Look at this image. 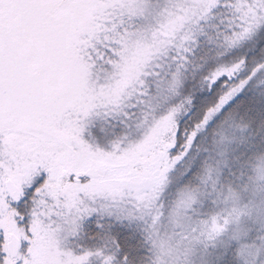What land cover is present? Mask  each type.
<instances>
[{"label":"trees","instance_id":"trees-1","mask_svg":"<svg viewBox=\"0 0 264 264\" xmlns=\"http://www.w3.org/2000/svg\"><path fill=\"white\" fill-rule=\"evenodd\" d=\"M193 2H178V8L182 4L193 11L191 18L174 38L158 45L118 102L92 115L91 133L81 140L135 171L133 159L150 161L147 168L158 161L154 150L174 129V147L161 163L164 171H156L164 179L147 198L86 199L95 215L80 224L74 238L69 223L76 211L55 214L50 231L60 251L79 252L82 246L104 253L94 255L90 264H102L104 257H111V264H264V71L223 111L202 122L217 97L264 63V0ZM131 3L144 10L123 27H133L147 39L159 22L155 8L171 6V0ZM238 63L234 76L213 90L214 73ZM104 68L103 61L96 63L93 74ZM160 77L166 78L163 98L142 94ZM168 101L172 103L165 106ZM170 120L174 128L164 138L155 130ZM148 142L155 160L125 155Z\"/></svg>","mask_w":264,"mask_h":264},{"label":"snow or ice","instance_id":"snow-or-ice-1","mask_svg":"<svg viewBox=\"0 0 264 264\" xmlns=\"http://www.w3.org/2000/svg\"><path fill=\"white\" fill-rule=\"evenodd\" d=\"M140 14L141 7L129 0H0V208L7 205L5 211L14 210L12 219L24 233L13 248L8 245L6 230L0 227V264H27L32 222L37 209H43L42 199L53 205L52 215L46 219H57L55 203L44 194L46 186L55 183L51 156L76 149L73 136L86 140L91 133L89 122L97 110V99L118 86L115 82L120 77L113 73H122L130 54L134 55L128 45L137 37L147 39L139 32L131 33L129 39V29L123 27L125 20L132 21ZM122 48H126L124 53ZM101 61L109 73L103 81L93 74ZM239 67L238 63L216 71L212 89ZM262 71L264 63L255 65L247 78L217 97L202 122L223 111ZM166 91V78L160 77L142 94L163 98ZM10 176L17 178L18 189L5 184ZM76 178L89 179L70 172L61 182L71 183ZM29 203L32 207L26 211ZM93 215L89 208L73 213L69 223L73 238L80 224ZM72 252L86 258L79 264H90L94 255L104 256L100 250L93 253L82 246L81 251ZM111 259L104 257L102 264H111Z\"/></svg>","mask_w":264,"mask_h":264},{"label":"rangeland","instance_id":"rangeland-1","mask_svg":"<svg viewBox=\"0 0 264 264\" xmlns=\"http://www.w3.org/2000/svg\"><path fill=\"white\" fill-rule=\"evenodd\" d=\"M182 1L184 0H171L170 8L166 7L161 9V11L155 8V12H159L157 17L159 22L156 24L157 27L149 34L148 39L137 37L128 45V47L133 49L134 55L130 54V59L122 70V73H113L114 76L120 77V79L115 82L119 87L114 86L111 91L102 93L101 97L96 101L97 110L95 113L99 111L104 112L118 102V100L122 98L123 92L137 82V79L141 76L150 57L157 51L158 45H160L161 42L174 38L178 32H180L183 25L191 18V13L193 14V11H189L188 8L184 9L182 4L180 8L177 7L178 2ZM203 1L204 0H194L193 3L194 5H199V2ZM129 3H131V0H129ZM140 7L142 13L144 10L143 5H140ZM198 9V6H194L195 11ZM127 28L131 33L138 32L133 27ZM131 33H129V39H131ZM121 39H123V37H121ZM125 51L126 48L121 49L122 53ZM234 72L235 71H233L232 76H234ZM99 75H103L102 79ZM232 76L228 79H231ZM95 77L101 81L109 78L108 70L104 68L103 73L100 71L95 74ZM225 85L226 84H223L222 87ZM171 127L174 128V121L172 120L163 124L158 130L156 128L155 131L163 132L165 138L168 135H166V130L172 129ZM173 131L167 136L168 139L166 138V141L154 150L158 161H151L152 165L147 168V163L150 161L144 164L138 162L139 159H133L134 161H132V164H136L135 171H131L134 167L133 165L128 167V169L123 168V165H121L123 159L120 161L117 158H113V155L109 156L100 150L98 152L95 148L82 143L79 135L73 136L76 149L69 148L51 156V166L53 168V175L55 176V183L47 185L44 194L49 196L53 203H55V214L58 215L61 211L67 212L66 210L78 211L80 208H86V199L92 197L111 199L124 197L126 199L135 200H139L140 198L143 199L144 197L147 198L151 191L156 187L158 188L160 181L164 179L162 178L163 172L156 174V171L159 168H162V171H164V166L161 163L168 159L169 156L167 155L174 147L175 131ZM151 141L152 139L149 140V142ZM149 142L141 147L148 152L145 151L144 154H142L139 153L142 149L138 150L136 148L135 150H130L129 153L125 155L132 156L139 154L143 159L155 160L151 157L152 154L150 155L152 149H150L151 143ZM91 161L95 162V168L99 173L98 178H89L88 181L86 180L87 182H82L83 180L81 178H76L78 182L74 180L71 183H68L66 180L61 182V177L70 172L78 173L79 177H82V173L89 168V163ZM105 169L106 172L104 173ZM8 180H11L18 187L17 178L15 176H10ZM2 203L3 202L0 201V205H2ZM40 203L43 204V209H37L35 213L36 218L32 222L33 235L31 247L28 250L29 257L27 259V264H79L82 259H86L74 256L71 252L67 253L59 250L56 238L53 237L50 231L51 222L46 219L48 216L52 215L53 205L51 203H46L43 199ZM31 207L29 203L26 209L28 210ZM6 208L7 205H3V207L0 208V227L6 230L9 243L11 236L19 240L23 237L24 233L23 229H18L16 227L12 219L14 210L5 211L4 209Z\"/></svg>","mask_w":264,"mask_h":264},{"label":"water","instance_id":"water-1","mask_svg":"<svg viewBox=\"0 0 264 264\" xmlns=\"http://www.w3.org/2000/svg\"><path fill=\"white\" fill-rule=\"evenodd\" d=\"M105 172H106V169L104 170V173ZM85 175L88 176L89 178H98L99 177V173H98V170L95 168V162L94 161H91L89 163V168L84 173H82V177ZM74 181L78 182L76 179H74ZM5 184L11 185L14 188L18 189V187L11 180H7ZM17 241H18L17 238L12 237L10 239L9 246L14 248Z\"/></svg>","mask_w":264,"mask_h":264},{"label":"flooded vegetation","instance_id":"flooded-vegetation-1","mask_svg":"<svg viewBox=\"0 0 264 264\" xmlns=\"http://www.w3.org/2000/svg\"><path fill=\"white\" fill-rule=\"evenodd\" d=\"M12 237H14V236H11L10 239H11ZM15 238H16V237H15ZM17 240H18V239H17ZM9 242H10V241H9ZM8 245H9V243H8Z\"/></svg>","mask_w":264,"mask_h":264}]
</instances>
